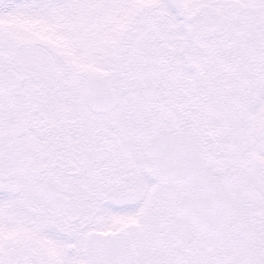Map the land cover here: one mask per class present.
Masks as SVG:
<instances>
[{
  "label": "snow or ice",
  "instance_id": "6c2138e0",
  "mask_svg": "<svg viewBox=\"0 0 264 264\" xmlns=\"http://www.w3.org/2000/svg\"><path fill=\"white\" fill-rule=\"evenodd\" d=\"M0 264H264V0H0Z\"/></svg>",
  "mask_w": 264,
  "mask_h": 264
}]
</instances>
